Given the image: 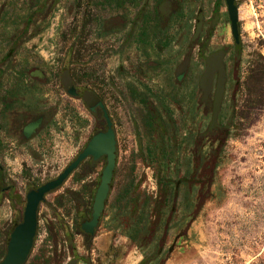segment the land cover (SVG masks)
Segmentation results:
<instances>
[{
  "label": "rangeland",
  "instance_id": "rangeland-1",
  "mask_svg": "<svg viewBox=\"0 0 264 264\" xmlns=\"http://www.w3.org/2000/svg\"><path fill=\"white\" fill-rule=\"evenodd\" d=\"M235 4L238 44L223 0H0V250L27 192L104 128L69 80L110 117L109 193L84 235L104 167L86 159L39 204L25 264H264V0ZM214 52L215 116L200 88ZM40 114L46 126L22 139Z\"/></svg>",
  "mask_w": 264,
  "mask_h": 264
},
{
  "label": "water",
  "instance_id": "water-1",
  "mask_svg": "<svg viewBox=\"0 0 264 264\" xmlns=\"http://www.w3.org/2000/svg\"><path fill=\"white\" fill-rule=\"evenodd\" d=\"M223 1L226 7L231 36L234 43L238 44V9L235 0ZM31 75L41 78V73L37 70L32 71ZM68 93L70 95H75L72 87L69 89ZM94 107H98L102 112V117L106 123L105 132L96 133L77 157L55 179L27 192L21 221L9 233L5 254L0 260V264H25L32 249L37 231L38 207L39 204L44 201V197L59 188L78 165L87 157L96 160L105 156L106 163L101 171L99 185L95 191L91 205V219L89 221H84L81 224V229L85 233H93L109 192V184L115 166L116 149L114 130L104 105L101 101L96 100L94 101L92 108ZM37 126L38 122L27 125L23 131L25 136L27 137Z\"/></svg>",
  "mask_w": 264,
  "mask_h": 264
},
{
  "label": "flooded vegetation",
  "instance_id": "flooded-vegetation-1",
  "mask_svg": "<svg viewBox=\"0 0 264 264\" xmlns=\"http://www.w3.org/2000/svg\"><path fill=\"white\" fill-rule=\"evenodd\" d=\"M129 1V0H128ZM158 4L159 5H157V8H156V11H157V13H159V14H161V13H165V15L166 14H168L166 11H165V9H164V7L162 8V3H161V1H159L158 2ZM164 6H166V5H164ZM170 14V13H169ZM162 15V14H161ZM213 54V53H212ZM211 55V54H210ZM209 55V56H210ZM208 56V57H209ZM207 57V58H208ZM213 63H215V62H213ZM212 63V64H213ZM221 64V60L220 61H218L217 62V66L218 65H220ZM223 66V65H222ZM34 70H37V69H33V70H31L30 72H29V76L30 77H32V78H35L36 80H41L42 78H43V73L40 71V70H37V71H39L40 73H41V78H38V77H36V76H32L31 75V72L32 71H34ZM217 70H219V67L218 68H216V71ZM204 71V70H203ZM221 73L223 74V72L221 71ZM202 77V76H201ZM222 82H223V75H222ZM59 83H60V85H61V87L66 91V93L69 95V96H72V97H74V98H78V100L79 101H81L82 103H83V105L85 106V108L87 109V111L90 113V114H94V113H96V112H99L100 113V115H101V117H102V112L100 111V109L98 108V107H94V108H92V106H93V104H94V102L93 103H91V105H89L90 104V98L89 97H86L85 98V96H87L88 95V93H91L92 92V90L90 89V88H88V87H84V88H82L81 90H78L76 87H75V85L71 82V81H69V80H60L59 81ZM223 85H224V82H223ZM73 88V91H74V94L75 95H70L69 93H68V91H69V89L70 88ZM201 88V87H200ZM214 89V79H212V80H210L209 81V92H208V95H209V93H212V95L214 94L213 93V90ZM211 90H212V92H211ZM202 91V90H201ZM93 94L95 95V96H97V98H98V100L99 101H101V103L103 104V102H102V100L100 99V97L93 91ZM203 95V94H202ZM208 95H207V97H208ZM207 97H203V99H206ZM213 99H214V95L212 96V98H211V107H212V112H213V116H215L216 114H217V111H218V107H219V103H220V101H219V103H218V106H217V109H216V112H214V106H213V104H214V101H213ZM104 105V104H103ZM105 107V106H104ZM106 109V108H105ZM106 112H107V110H106ZM107 115H108V113H107ZM108 117H109V115H108ZM102 119H103V117H102ZM109 119H110V117H109ZM46 119H45V117H44V115L43 114H40V115H38L37 117H35L33 120H30L28 123H26L23 127H22V129H21V131H20V137L22 138V139H25V140H29V139H31L33 136H35L36 134H38L40 131H42L43 130V128L46 126ZM111 121V120H110ZM35 122H38V126L36 127V128H34L32 131H31V133H29V135L26 137L25 136V134H24V128L27 126V125H29V124H31V123H35ZM103 122H104V128L103 129H100V130H96V131H94V132H92V134L88 137V139H87V141L84 143V145H83V147H82V149L77 153V155L85 148V146L87 145V143L89 142V140L96 134V133H98V132H105V130H106V123H105V121H104V119H103ZM112 124V123H111ZM113 128V127H112ZM115 134V133H114ZM115 147H116V145H115ZM77 155L73 158V160L77 157ZM86 159H91L92 161H97V160H101V159H103L104 160V166H105V163H106V158H105V156H102V157H100V158H98V159H96V160H93L91 157H87ZM85 159V160H86ZM72 160V161H73ZM85 160H83L79 165H78V167L85 161ZM71 161V162H72ZM115 161H116V149H115ZM71 162H69L67 165H66V167L71 163ZM65 167V168H66ZM77 167V168H78ZM115 167V166H114ZM64 168V169H65ZM76 168V169H77ZM104 168V167H103ZM63 169V170H64ZM75 169V170H76ZM62 170V171H63ZM114 170V169H113ZM61 171V172H62ZM102 171V170H101ZM60 172V173H61ZM59 173V174H60ZM58 174V175H59ZM57 175V176H58ZM101 175V174H100ZM56 176V177H57ZM113 176V175H112ZM55 177V178H56ZM54 178V179H55ZM53 180V179H52ZM49 181H51V180H49ZM99 181H100V177H99ZM48 182V181H47ZM164 181H162L161 182V185L164 187L166 184H165V182L163 183ZM46 183V182H45ZM163 183V184H162ZM98 185H99V183H98ZM98 185H97V187H98ZM41 186V185H40ZM39 187V186H38ZM109 187H110V184H109ZM37 187H35L34 189H36ZM97 189V188H96ZM32 190V189H31ZM96 191V190H95ZM53 192V191H52ZM51 193V192H50ZM49 193V194H50ZM109 193V192H108ZM95 194V193H94ZM48 195V194H47ZM108 196V195H107ZM45 198V197H44ZM93 198H94V196H93ZM93 202V201H92ZM104 204H105V202H104ZM92 205V204H91ZM99 218H100V216H99ZM99 218H98V221H99ZM91 219V214H90V218L89 219H87V220H84V221H89ZM83 221V222H84ZM82 222V223H83ZM81 223V224H82ZM97 224H98V222H97ZM80 229H81V225H80ZM81 231H82V233L84 234V235H90V234H87V233H85L82 229H81ZM94 231V230H93ZM69 263H71V264H75V261L74 260H71V261H69L68 262V264Z\"/></svg>",
  "mask_w": 264,
  "mask_h": 264
},
{
  "label": "trees",
  "instance_id": "trees-1",
  "mask_svg": "<svg viewBox=\"0 0 264 264\" xmlns=\"http://www.w3.org/2000/svg\"><path fill=\"white\" fill-rule=\"evenodd\" d=\"M222 55L220 52H214L213 54H211L208 58H206L205 62H204V71L202 72V77L200 80V86H201V90H202V94L203 97H207L208 92H209V81L214 79V91H213V95H214V112H216L218 103L222 97V86H223V82H222V73L223 72L222 68H223V64H222ZM221 60V64L217 66V62ZM215 62V63H213ZM213 63V64H212ZM219 67V70L216 71V68ZM86 97H89L91 100L90 104L93 103L94 101L98 100L97 96H95L93 94V91L91 93H88ZM164 183V182H163ZM162 183V184H163ZM21 220H14L12 227H11V231L12 229L20 222ZM10 231V232H11ZM7 240L8 237H6L4 245L2 250H0V260L3 258L4 254H5V250H6V244H7ZM71 264V263H69Z\"/></svg>",
  "mask_w": 264,
  "mask_h": 264
}]
</instances>
